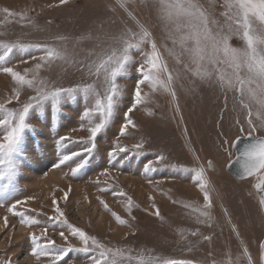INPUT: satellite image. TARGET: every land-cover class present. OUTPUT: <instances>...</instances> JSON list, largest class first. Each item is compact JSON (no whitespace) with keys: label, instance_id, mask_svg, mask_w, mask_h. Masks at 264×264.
Wrapping results in <instances>:
<instances>
[{"label":"rangeland","instance_id":"374dc122","mask_svg":"<svg viewBox=\"0 0 264 264\" xmlns=\"http://www.w3.org/2000/svg\"><path fill=\"white\" fill-rule=\"evenodd\" d=\"M194 2L206 12L213 36H227L231 47H245L236 34V24L224 15L228 11L225 0ZM3 9L16 15L7 17ZM138 25L149 30L169 70L179 73L171 85L176 98L163 89L153 91L142 85V95L147 94V99L128 113L134 127L120 136L124 114L134 102L142 53L150 51L144 45L140 51H131L127 73L117 79L120 95L113 116L94 141L88 121L81 120L84 111L93 106V97L65 94L55 113L50 101L42 109L30 111L27 123L31 128L23 133L20 153L14 157L13 182L0 195V264H92L95 252L70 251L63 259H55L54 254L61 249L83 247L79 237L71 234L73 227L106 247L123 249L132 257L124 264H139L149 257L174 259L178 264H248L245 250L253 264H260L264 212L254 191L258 178L236 181L227 171L234 158L232 141L246 137L249 130L247 109L241 108L234 91L220 89L211 66L212 79L201 81L169 55L168 49L179 53L181 48L168 38L175 25L161 19L159 0H129L126 8L118 6L117 0H67L63 4L60 0H0V45L54 46L66 51L67 59L45 63L36 73L49 88L95 83L103 95L102 77L90 75L88 66L115 46L113 37L127 30L137 32ZM251 26L256 35H264L255 18H251ZM187 32L181 28L174 35ZM187 46L191 47V41ZM42 55L36 47L15 48L2 66L21 74L28 70L31 78ZM181 58L188 62L187 54ZM15 89L11 77L0 72V104L9 111L20 110L36 94L25 87L17 100ZM256 109L253 103V112ZM4 116L0 112V119ZM253 122L257 130L252 135L264 138V127H259L255 116ZM136 144L143 147L136 149ZM116 145L128 151H115ZM88 148H92L91 153ZM109 152H113V159ZM64 155L71 159L60 164ZM160 156L163 159L157 161ZM209 160L213 171L206 167ZM82 161H86L84 167L73 175L72 168ZM149 163L155 170L146 175L144 166ZM199 167L206 170L209 209H203V194L192 181V173L183 171ZM6 183L0 181V187ZM129 198L133 202L130 213L126 210ZM13 205L16 215L8 211ZM55 208L63 217L49 220L56 216ZM193 209L207 211L208 217ZM113 213L126 223L120 225ZM25 216L38 223H22ZM33 235L50 255L31 254L36 246Z\"/></svg>","mask_w":264,"mask_h":264},{"label":"snow or ice","instance_id":"6c2138e0","mask_svg":"<svg viewBox=\"0 0 264 264\" xmlns=\"http://www.w3.org/2000/svg\"><path fill=\"white\" fill-rule=\"evenodd\" d=\"M60 2L63 4L67 0H60ZM128 3L129 0H117L118 6L122 8H126ZM159 4L161 19L166 23L175 25L169 31L168 38L172 40L173 45L179 44L181 48L179 53L174 49H168L169 55L175 56L177 64H183L185 71L191 72L195 78L201 81L212 79L213 72L209 71V66H211L212 69H215V81L220 89L226 92L234 91L241 108L247 109L246 122L249 130L247 136L244 137L246 142L239 149L237 162L240 166V178H258L254 188L259 196V206L264 210V138L252 135L257 130V125L253 122V116L259 121V127H264V35H256L251 26V18H255L261 24L262 31H264V0H225V6L228 11L224 15L228 17L229 21L236 24V34L241 37L245 44L243 49L231 47L227 36L222 38L213 36L209 29V18L206 12L194 0H159ZM3 12L7 17L16 15L8 9H3ZM21 19H24L23 15H21ZM211 23L214 24L215 21ZM138 28L139 31L137 32L127 30L113 37L115 46L104 50L97 61L89 64V74L95 75L97 79L102 77L103 95L97 91L95 83L82 84L69 89L49 88L45 81L38 79L36 73L39 72L43 64L67 59L66 51L54 46L41 48L38 45H0V49H3L2 54H0V72L10 76L16 85L13 93L14 98L18 100L20 89L25 87L33 89L36 93L34 96L29 97V100L18 111H9L5 104H0V112L5 113L4 118L0 119V129L3 130L2 135H0V181L7 180V183L0 187V195H3V192L13 182L16 169L14 157L20 153L23 133L26 129L31 128V125L27 123L30 111L42 109L45 102L50 101L52 110L55 113L59 110V105L65 94L72 98L77 93L82 94L86 99L93 97V106L84 111L81 120L88 121L90 139L94 141L97 135L108 126L113 116L117 98L120 95V86L117 83V79L126 75L127 67L132 60V50L140 51L144 45H147L150 49V51L142 53L144 59L137 68L140 79L136 83L134 102L132 108H129L124 114L125 123L120 127V136H124L129 127H134L128 113L136 105L144 103L147 99V94L142 95V85L147 84L153 91L163 89L169 92L173 99L176 98L175 91L171 85L174 78H178L179 73L174 74L173 71L169 70L149 30L143 25H138ZM181 28H187L188 32L178 37L174 35V33H179ZM188 41H191V47L187 46ZM29 47H36L44 53L40 57L41 63L35 65L31 78L28 76V70L21 74L14 71L11 67L2 66L7 62L9 55L15 48L25 50ZM185 54L188 56V62H184L181 58ZM242 73L245 74L242 75ZM246 97L247 100L245 99ZM8 103H11V100ZM253 103L257 106L255 112L252 110ZM97 119L98 122H96ZM240 131L243 133L244 128L241 127ZM64 139L66 138H61V140ZM240 142V137H237L235 141H232L231 146L238 148ZM134 147L139 149L143 145L136 144ZM86 151L91 153L92 148H88ZM115 151L126 152L128 149L121 145H116ZM72 155L74 156L76 153ZM109 158H114L113 152H109ZM70 159V155H64L60 160V164ZM162 159V156L157 157V161ZM85 163L86 161H82L75 168H72V174L76 175L84 167ZM208 167L211 168V162H209ZM154 170L150 163L145 164L144 173L146 175ZM183 171L192 173V181L203 194V209H209L211 207V196L205 174L206 170L203 167H199L193 169L185 168ZM119 195L124 194L119 193ZM66 197L67 193H65ZM17 203L21 202L17 201ZM101 203L104 204L103 201ZM55 204L56 201L53 200V205ZM132 206L133 202L129 198L126 205V210L129 213ZM15 207L13 205L8 211L16 215ZM104 207L107 208V205L105 204ZM185 207L191 206L185 205ZM54 211L56 216L49 217V220H60L63 217V213L59 208H55ZM193 211H198L201 217H208V212L205 210L193 209ZM155 215L159 217L158 209H156ZM113 216L120 225L126 223L124 219L115 213H113ZM21 222L28 225L38 223V221L26 216L23 217ZM5 224H7L6 220ZM70 231L73 236L79 237L83 247L79 249H61L54 254L56 260L63 259L70 251L95 252L91 256L92 264H124L125 260L132 259L130 255L125 254L123 249L106 247L94 237H89L82 230L73 227L70 228ZM46 233L47 228L43 230V234L46 235ZM195 234L192 233V235ZM60 235L63 236L64 233L61 232ZM38 239L35 235L32 236V241L36 246L32 249L31 254L33 256L50 255L51 253L46 250V247L36 243ZM205 239H210V237H205ZM48 243L51 244L53 242L48 241ZM244 255L248 258V264H253L246 250ZM139 264H178V262L169 258L149 257L147 260L141 259ZM260 264H264V242L260 244Z\"/></svg>","mask_w":264,"mask_h":264},{"label":"water","instance_id":"95a60500","mask_svg":"<svg viewBox=\"0 0 264 264\" xmlns=\"http://www.w3.org/2000/svg\"><path fill=\"white\" fill-rule=\"evenodd\" d=\"M258 138H261V137H258ZM241 142L238 146V148H233L234 151H235V158L233 161L230 162L229 166H228V171L238 180H242V178H240V166H239V163L237 162V157L239 155V149L243 147L244 143L246 142L244 137L240 138ZM209 162H211V168L208 167V170L210 171H213V162L212 161H208L207 162V165L209 164ZM250 178V177H248ZM247 179V178H245ZM264 212V210H263Z\"/></svg>","mask_w":264,"mask_h":264},{"label":"flooded vegetation","instance_id":"af4514ba","mask_svg":"<svg viewBox=\"0 0 264 264\" xmlns=\"http://www.w3.org/2000/svg\"><path fill=\"white\" fill-rule=\"evenodd\" d=\"M234 150V149H233ZM234 158H235V151H234ZM234 158L231 160V161H233L234 160ZM230 161V162H231ZM207 162L208 161H206V167H207V169H208V165H207ZM230 162L228 163V165H227V171H228V166H229V164H230ZM228 173H230L229 171H228ZM231 174V173H230ZM232 175V174H231ZM233 176V175H232ZM234 177V176H233ZM235 178V177H234ZM250 178H254V177H250ZM236 179V178H235ZM245 180H248V178L247 179H242V180H238V179H236V181H245ZM255 192H256V190H254ZM257 193V192H256ZM257 196H258V194H257ZM259 197V196H258Z\"/></svg>","mask_w":264,"mask_h":264},{"label":"bare ground","instance_id":"6f19581e","mask_svg":"<svg viewBox=\"0 0 264 264\" xmlns=\"http://www.w3.org/2000/svg\"><path fill=\"white\" fill-rule=\"evenodd\" d=\"M248 179H250V178H248Z\"/></svg>","mask_w":264,"mask_h":264}]
</instances>
